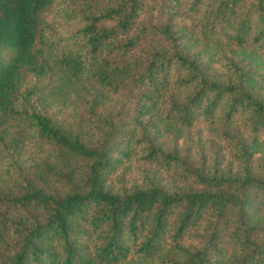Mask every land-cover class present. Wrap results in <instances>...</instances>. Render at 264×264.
Returning <instances> with one entry per match:
<instances>
[{"label":"trees","instance_id":"16d2710c","mask_svg":"<svg viewBox=\"0 0 264 264\" xmlns=\"http://www.w3.org/2000/svg\"><path fill=\"white\" fill-rule=\"evenodd\" d=\"M0 264H264V0H0Z\"/></svg>","mask_w":264,"mask_h":264},{"label":"rangeland","instance_id":"374dc122","mask_svg":"<svg viewBox=\"0 0 264 264\" xmlns=\"http://www.w3.org/2000/svg\"><path fill=\"white\" fill-rule=\"evenodd\" d=\"M204 140L205 141H209L210 139H208V137L206 136ZM136 160H137V158L136 157H133L132 160H131V162L133 164L132 165H129V168H124V170L126 171V175L125 176H122V177H120V178L117 179V184L119 186L122 185L121 180H124V181L128 180V181H130V180H133V179H138V177H139V171L142 169L143 166L142 165H138L135 162ZM124 166H125V162L122 165V167H124ZM115 174H113L111 176L112 179H114V175Z\"/></svg>","mask_w":264,"mask_h":264}]
</instances>
